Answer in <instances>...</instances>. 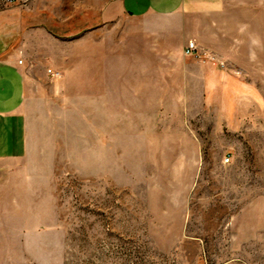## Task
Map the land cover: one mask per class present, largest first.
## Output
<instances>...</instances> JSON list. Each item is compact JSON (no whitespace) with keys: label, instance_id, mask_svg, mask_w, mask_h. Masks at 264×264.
<instances>
[{"label":"rangeland","instance_id":"rangeland-1","mask_svg":"<svg viewBox=\"0 0 264 264\" xmlns=\"http://www.w3.org/2000/svg\"><path fill=\"white\" fill-rule=\"evenodd\" d=\"M85 3L0 0V46L20 42L8 21ZM57 42L28 156L0 163V264H264V46L164 94L93 77L85 39Z\"/></svg>","mask_w":264,"mask_h":264},{"label":"crops","instance_id":"crops-1","mask_svg":"<svg viewBox=\"0 0 264 264\" xmlns=\"http://www.w3.org/2000/svg\"><path fill=\"white\" fill-rule=\"evenodd\" d=\"M7 25L20 42L0 46V163L21 165L29 153L27 104L55 96L60 84L54 80L52 92L46 87L47 70L59 71L65 60L54 52L57 41L73 45L85 39L87 72L93 77L125 78L132 76L124 72H137V89L156 84L173 94L166 91L171 80L185 88L188 79L221 70L186 57L189 42L225 63L261 61L264 0H86L83 10L70 8L62 16L49 6Z\"/></svg>","mask_w":264,"mask_h":264},{"label":"built area","instance_id":"built-area-1","mask_svg":"<svg viewBox=\"0 0 264 264\" xmlns=\"http://www.w3.org/2000/svg\"><path fill=\"white\" fill-rule=\"evenodd\" d=\"M184 55L189 58H196L204 63H208L221 69H226L227 64L213 52L201 49L196 42H189L184 50ZM53 78H60L59 73L50 72ZM230 160H228L229 162Z\"/></svg>","mask_w":264,"mask_h":264}]
</instances>
